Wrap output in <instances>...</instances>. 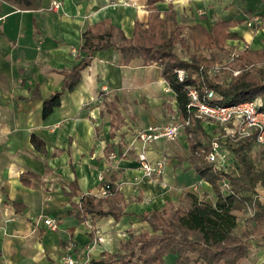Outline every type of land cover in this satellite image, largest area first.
<instances>
[{"label":"crops","instance_id":"1","mask_svg":"<svg viewBox=\"0 0 264 264\" xmlns=\"http://www.w3.org/2000/svg\"><path fill=\"white\" fill-rule=\"evenodd\" d=\"M53 1L23 11L0 0V264H62L70 242L80 264L126 254L131 235L152 231L143 215L179 208L186 193L213 205L218 200L191 160L185 127L175 141L144 145L138 137L150 125L182 123L175 93L157 65L142 59L125 64L113 47L97 50L78 83L66 88L67 76L87 57L81 49L89 27L107 22L130 38L153 7L162 17L172 7L184 26L209 30L235 22L229 31L237 38L227 41L231 50L221 61L264 49V0H57L58 11ZM235 61L219 74L223 83L240 70ZM57 94L59 105L45 116V101ZM202 125L210 138L219 134V125ZM143 150L151 161L166 158L164 175L146 176L138 158ZM101 177L124 197L118 220L78 211L83 196L102 198ZM47 217L60 221L57 230L45 224ZM99 236L103 241L94 244ZM252 243L241 264H264V233ZM175 258L168 255L165 264Z\"/></svg>","mask_w":264,"mask_h":264},{"label":"trees","instance_id":"2","mask_svg":"<svg viewBox=\"0 0 264 264\" xmlns=\"http://www.w3.org/2000/svg\"><path fill=\"white\" fill-rule=\"evenodd\" d=\"M2 1L23 11L39 10L43 3V0ZM234 25L233 21H220L209 30L200 24L184 26L177 22L174 8L162 17L153 7L147 23L136 22L130 38L107 22L91 26L84 33L81 51L87 53V57L67 76L66 88L72 90L78 83L81 70L91 62L97 50L113 47L122 54L125 64L142 59L145 65H157L175 93L180 122L185 123L190 117L185 130L190 135L191 160L218 199L213 205L200 201L193 193H186L179 208L166 206L143 215L152 231L131 235L124 245L126 254H106L88 264H165L168 255L176 256L173 264H241L253 250L252 239L263 235L264 203L259 189H264V168L260 169L253 159L256 146L263 155L262 147L254 137L237 142L221 138L222 146L234 155L238 173L217 170L205 159L213 138L202 125L204 119L197 117L195 112L189 114L187 108L189 88H196L202 100L213 91L216 97L209 100L213 105L228 106L261 98L264 107V49H246L240 53L233 66L241 72L227 83L210 71L222 60L221 54L231 50L227 41L237 38L229 31ZM179 48L182 56L177 52ZM249 67L254 71H247ZM178 69L187 73L184 83L178 80ZM59 96L45 101V116L59 105ZM204 140L209 141V146L203 144ZM34 141L40 145L35 137ZM223 180L228 181L229 192L223 190ZM111 186L114 192L111 196H83L78 211L91 217L120 219L124 213V197ZM249 208L254 215L241 226L236 213Z\"/></svg>","mask_w":264,"mask_h":264},{"label":"built area","instance_id":"3","mask_svg":"<svg viewBox=\"0 0 264 264\" xmlns=\"http://www.w3.org/2000/svg\"><path fill=\"white\" fill-rule=\"evenodd\" d=\"M125 5H132L130 0L124 1ZM61 8V3L54 0L51 5L53 11H58ZM249 26L252 24L249 23ZM237 55L233 53L230 55L228 61H221L211 68L214 75L221 74L224 70H230L229 64L234 62ZM248 69H251L250 67ZM241 70L233 71L234 76L240 74ZM179 82L184 83L187 78V73L184 69L176 70ZM189 104L187 106L189 114L195 112L196 116L206 121L219 125L221 132L213 138L211 142L210 152L206 155V159L215 165L217 170L226 173L235 172V162L231 158V153L226 150L220 140L221 138L229 139L230 141L237 142L242 139L255 138L257 144L262 147L264 156V107L261 98H255L250 101H244L233 105H213L209 100L216 97L212 91L204 100L201 99L199 91L196 88L188 89ZM190 124V117L185 123H170L167 125H150L147 128L138 132L139 139L144 145L164 139L166 141H175L178 139L183 127ZM110 158H116V154H112ZM141 168L146 176L158 178L164 175L166 158L151 161L146 151L143 150L138 156ZM100 180L104 183L100 196L107 197L113 195V187L110 183L104 182V177ZM223 190L229 192L230 186L227 180H223ZM247 211L250 217L254 215V211L249 208ZM45 224L52 230L59 228L60 221L55 218L47 217L44 219ZM103 241V237L99 236L94 241V244ZM76 245L70 242L66 247V255L62 264H80L79 260L74 257Z\"/></svg>","mask_w":264,"mask_h":264},{"label":"rangeland","instance_id":"4","mask_svg":"<svg viewBox=\"0 0 264 264\" xmlns=\"http://www.w3.org/2000/svg\"><path fill=\"white\" fill-rule=\"evenodd\" d=\"M178 54L180 55V56H182L183 55V52H182V50L179 48L178 49ZM251 69H249V70H247V71H254V68H252V67H250ZM226 70H224V71H222L221 73H223V72H225ZM221 77V76H220ZM223 77L225 78L226 77V74H223ZM217 130L219 131V132H221V128L220 127H217ZM253 159H254V163L260 168V169H263L264 168V157H263V155H262V151H261V149L258 147V146H256V148H255V150H254V154H253ZM250 217V213H249V211H247V212H243V213H240V214H238V218H239V223H240V225L242 226V225H244V223L247 221V219Z\"/></svg>","mask_w":264,"mask_h":264},{"label":"bare ground","instance_id":"5","mask_svg":"<svg viewBox=\"0 0 264 264\" xmlns=\"http://www.w3.org/2000/svg\"><path fill=\"white\" fill-rule=\"evenodd\" d=\"M159 87V86H158Z\"/></svg>","mask_w":264,"mask_h":264}]
</instances>
